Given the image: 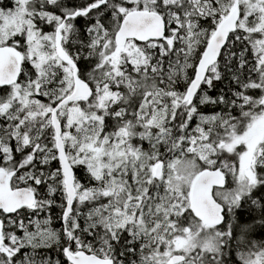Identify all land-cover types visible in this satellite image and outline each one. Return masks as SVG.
<instances>
[{"label": "snow or ice", "instance_id": "obj_1", "mask_svg": "<svg viewBox=\"0 0 264 264\" xmlns=\"http://www.w3.org/2000/svg\"><path fill=\"white\" fill-rule=\"evenodd\" d=\"M0 264H264V0H0Z\"/></svg>", "mask_w": 264, "mask_h": 264}]
</instances>
